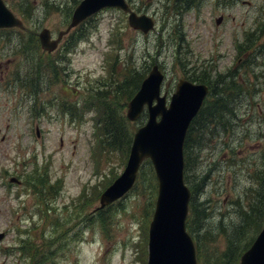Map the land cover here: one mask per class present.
Returning <instances> with one entry per match:
<instances>
[{"label": "rangeland", "instance_id": "374dc122", "mask_svg": "<svg viewBox=\"0 0 264 264\" xmlns=\"http://www.w3.org/2000/svg\"><path fill=\"white\" fill-rule=\"evenodd\" d=\"M126 1L132 12L155 21L151 33L131 29L121 10L106 9L63 35L58 49L46 54L34 36L43 29L54 37L65 31L80 0H4L26 30L0 32V232L6 234L0 264H28V249L32 254L37 249L36 264H146L157 196L153 170L151 181L143 167L133 190L107 205L102 221L95 222L97 197L121 175L129 152L123 157L124 150L99 147L93 110L110 104L123 121V135L133 136L147 113L129 122L131 98L106 93L125 75L144 79L154 65L164 74L160 92L167 103L180 79L212 86L204 113L215 108L223 91L237 96L231 105L235 117L223 115L214 134L197 129V141L190 137L186 173L200 185L209 176L195 194L210 210L196 232L205 231V242L200 239L208 262L222 264L224 233L233 245L240 235L242 246V231L252 233L259 220L264 224L263 214H255L257 207L264 209V183L254 176L264 172V0H188L187 9L180 0ZM115 29L119 43L112 37ZM217 77L224 86L214 84ZM231 80L239 87L228 90ZM23 90L37 93L25 96ZM4 172L18 184L7 192ZM228 256L225 264H239Z\"/></svg>", "mask_w": 264, "mask_h": 264}, {"label": "water", "instance_id": "95a60500", "mask_svg": "<svg viewBox=\"0 0 264 264\" xmlns=\"http://www.w3.org/2000/svg\"><path fill=\"white\" fill-rule=\"evenodd\" d=\"M103 9L126 13L129 27L142 34H148L155 27L153 19L132 12L125 0H81L73 10L67 29L59 32L56 39L51 38L48 29L40 31L41 49L53 52L63 35ZM219 23L220 18L216 25ZM13 27L22 29L23 25L0 0V29ZM163 80L164 74L154 65L127 104L126 118L129 121L137 120L145 110L148 118L133 135L124 171L101 194L100 208L125 195L132 188L141 164L149 160L157 181V198L149 228L148 264H167L163 260L164 251L180 257L181 264H196L191 240L184 231L190 193L183 181L182 145L208 89L205 85L180 79L167 106L166 95L160 96ZM162 219L167 223L166 228L161 226ZM3 237L4 234L0 233V241ZM240 264H264V227L241 256Z\"/></svg>", "mask_w": 264, "mask_h": 264}, {"label": "trees", "instance_id": "16d2710c", "mask_svg": "<svg viewBox=\"0 0 264 264\" xmlns=\"http://www.w3.org/2000/svg\"><path fill=\"white\" fill-rule=\"evenodd\" d=\"M180 2H181V6H183L184 9H187L189 6H191L190 3L188 2V0H180ZM20 14L26 21L29 20V17H28L29 14L27 12L20 10ZM14 31H18V33L22 32V31L20 32V30H14ZM119 35H120L119 31L115 29L114 33L112 34V37H114V36L116 37L117 43H119V39H118ZM118 48H119V45H118L116 51H118ZM111 73H112V70H111ZM134 75L135 76H133V77H129V79H128L127 75H125L126 78H124L123 80L118 81V82L113 83V84L111 83L112 88L109 91V93H106V94L121 95V93L122 94L125 93L129 96L128 99L132 98L134 93L139 89V86H140L142 79H143L142 76H140V74L135 73ZM189 80H191L193 83L199 82L195 78L189 79ZM201 84L208 85L209 89H210V93H212V94L214 93L212 86L209 85L208 82H205V83L201 82ZM214 84L217 87H218V85L224 86V81L217 77L214 81ZM230 84H232V85L229 86L228 90L239 87L237 85H233V84H236V82L234 80H231ZM223 92H224V94L220 93L218 95V97H216V99H215L216 105H215L214 109H208L205 113L201 109L202 111H200L198 116L192 121V123L189 126V129H188V132H187V135L185 138V142H184V147H183L184 165H185V167H184V182L186 183V185L188 186V188L191 192V197H190V201H189V208H188V216H187V220H186V229L189 232V234L192 235V237L194 239L197 258H198L199 263H201V264H210V263L208 262L207 255L204 252V248L202 245L203 242L200 239V237L204 238V242H205V231L203 232L202 235L197 234V233L203 228V223L206 222V220L210 217L209 216L210 210H207V201L198 202V199L196 198L195 194L199 193L198 191L201 189V186L205 185L209 176L208 175L204 176L203 177V183H202V185H200V184H198L197 178L194 177V174L190 173V176H189V174L186 173V169H187V172H189L188 168L190 167V160H188V156H189V153L192 151V146L190 145V137L192 136V143L197 141V135L198 134L195 133V130H197V129H198L197 132L198 133L201 132L202 135L204 134L203 132H205L206 128H209L210 134H214V132H215L214 126L216 124L222 123L223 115H227V116L232 115L233 117H235V110H233L231 108V105L235 101V99L237 98L236 93L233 91H230V92L223 91ZM95 111L97 113V121H98V122H96V126H97V129H98L97 131L99 134L98 135V137H99L98 144L100 142L99 147H102L104 144H106V147L112 148V150H114V149L119 150V151L124 150V153H122V154H123V157H126L128 152H129V145H130L131 138H132V136H131L132 134L130 135L131 131H128L130 138L128 136L123 135V133H122L123 121H119V119L114 116L112 106L110 104L105 106L101 112L96 110V109H95ZM108 115H109V117H108ZM101 121L103 122V126L101 123H99ZM126 123H127V121H126ZM222 127L225 131H227L226 125H223ZM193 134H195V135L193 136ZM143 167L144 168L148 167L149 172L151 174V171L153 170V168H152V165L149 161L144 162L141 169ZM190 172H191V169H190ZM141 173L142 172L140 171L138 174V178H140ZM254 176L257 178L258 182L261 181L262 183H264V172L260 173V171H256ZM150 177L152 179L151 181H153L152 174L150 175ZM138 182H139V180H137L136 184H138ZM262 189H264V187ZM98 197H97V199H98ZM201 207H203L204 209H202ZM101 213H103L102 210L98 212V215H97V218L95 219V222L100 223L102 221L99 217L101 215ZM256 213H258V216ZM259 213H262L264 216V209L261 207L260 208L257 207V209L255 211L257 218L259 217ZM262 225H263V220L262 221L259 220L258 225L254 228V231L252 233L249 234V230H247V229L244 230V231H246V233H244V231H242V233L244 235L243 240L246 241V243L242 246H240L241 245L240 235H238V234L234 235L235 245H233L231 242V239H229L227 237V233H224V238L226 240V244H225L226 250L224 252V255L221 256L222 261H223L222 264H225V262L228 260V258H229L228 255H231V260L238 261L240 254H241L240 251L242 250L243 247L245 250L250 246L251 242L253 241V239L256 235V232L261 230ZM242 227H243V225H241V228ZM145 232H146V230H144V236H145ZM28 251H29V258H28L29 262H28V264H36L35 262H36V257H37V249H35V254H32L30 249H28ZM208 256H211V255H208ZM212 263L217 264V260L214 259V261H212Z\"/></svg>", "mask_w": 264, "mask_h": 264}, {"label": "flooded vegetation", "instance_id": "af4514ba", "mask_svg": "<svg viewBox=\"0 0 264 264\" xmlns=\"http://www.w3.org/2000/svg\"><path fill=\"white\" fill-rule=\"evenodd\" d=\"M35 38H37L38 39V37H37V35H35L34 36ZM61 43V42H60ZM60 43H59V45H60ZM25 91V92H24ZM23 93L25 94V96H29V95H33V96H35L36 95V91H34L33 90V92L32 91H29V90H23ZM35 129H36V131H38V129H37V127H35ZM4 177H8L7 179H9L10 177H12L11 175H8L6 172H5V176ZM22 183V182H21ZM15 185H18V184H15Z\"/></svg>", "mask_w": 264, "mask_h": 264}]
</instances>
